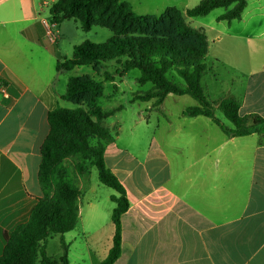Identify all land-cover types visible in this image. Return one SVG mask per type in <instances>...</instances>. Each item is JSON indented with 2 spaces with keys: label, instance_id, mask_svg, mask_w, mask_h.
Masks as SVG:
<instances>
[{
  "label": "crops",
  "instance_id": "1",
  "mask_svg": "<svg viewBox=\"0 0 264 264\" xmlns=\"http://www.w3.org/2000/svg\"><path fill=\"white\" fill-rule=\"evenodd\" d=\"M57 1L0 0V256L4 234L27 222L43 196L38 172L49 113L66 108L62 96L79 68L60 72L57 64L89 40L76 20L54 24L57 41L47 40L44 21L53 23L50 9ZM250 3L264 17V0H248L244 12ZM211 75L207 85L216 93L221 81ZM229 93L210 101L218 108L220 100L236 99L241 116L264 117V65L246 76L241 91ZM170 100L186 105L173 112L166 105ZM150 104L155 121L152 112L150 119L135 116L127 128L117 121L114 142L106 145V164L130 203L121 217L122 252L114 264H264V133L231 137L208 117L183 115L198 105L189 95L169 94L161 106ZM78 187L77 226L69 237L55 238L68 245L70 264H101L113 246L115 225L80 221V202L96 187ZM86 200L94 217L98 201ZM76 243L80 253L74 258ZM47 253L60 260L62 248L57 258L48 246Z\"/></svg>",
  "mask_w": 264,
  "mask_h": 264
},
{
  "label": "trees",
  "instance_id": "2",
  "mask_svg": "<svg viewBox=\"0 0 264 264\" xmlns=\"http://www.w3.org/2000/svg\"><path fill=\"white\" fill-rule=\"evenodd\" d=\"M247 3L248 0H202L185 13L193 18L225 8L227 11L218 21L231 22L242 18ZM50 13L54 24L76 20L85 32L100 26L113 33L103 44L87 40L77 45L70 59L58 62L57 71L71 72L76 67L90 66L98 72L102 64L114 61L122 67L121 76L138 69L139 85H152L144 94H135L132 103L154 100V106L159 107L169 94L189 95L198 105L187 107L183 115L208 117L231 137L264 133V117L256 113L241 116L239 100L219 101L218 108L232 126L216 117L202 85L207 72L208 37L191 27L179 9L169 7L159 16L138 15L123 0H58ZM173 73L183 79L184 87L175 83ZM114 80L113 74L104 73V81ZM103 92V81L93 76L69 78L62 99L72 103L74 108L59 107L49 113L50 133L41 147L38 180L43 196L27 222L20 224L12 234H4L6 246L0 264H70L69 247L64 240L60 260L48 255L47 243L52 236H63L77 226L81 190L62 168L66 160L76 156L81 160L76 165L79 176L86 174L89 163L97 169L99 181L117 192L111 196L115 203L111 217L115 225L113 246L101 264H114L120 257L121 217L130 203L126 189L105 161L106 145L115 138L102 122L118 109L105 111L96 104Z\"/></svg>",
  "mask_w": 264,
  "mask_h": 264
},
{
  "label": "rangeland",
  "instance_id": "3",
  "mask_svg": "<svg viewBox=\"0 0 264 264\" xmlns=\"http://www.w3.org/2000/svg\"><path fill=\"white\" fill-rule=\"evenodd\" d=\"M130 4L133 11L138 15H155L163 14L167 8L175 7L182 11L187 23L196 30H199L208 37V52L206 54V64L209 71L203 82L205 94L209 100L216 98H223L229 96V92H239L245 85L246 76L256 68L264 65V17L258 16L257 11L253 9L254 5L249 4L247 10L244 12L242 19L229 21H218V17L224 14L227 9L217 8L207 16L193 17L186 16L185 11L189 8L197 6L202 0H123ZM259 23L261 25L259 26ZM81 31V30H80ZM83 38H88L95 44H103L113 33L100 26L93 27L92 30L85 32L81 31ZM79 39L75 40L78 42ZM220 61L219 63L216 61ZM212 69V70H210ZM109 72L114 75L115 82L104 81V73ZM119 71V74H116ZM212 72L219 76L222 89L216 93H211L208 88V80L212 79ZM122 67L116 62H107L102 64L95 72L90 66H82L75 69L73 75L83 76L90 75L97 80L103 81L104 92L96 104L105 111L112 109H121L114 115L108 117L102 122L104 127L109 128L111 134L116 135L117 121H124L125 127L130 120L137 115H149L153 113L152 121L156 120V112L150 111V102H131L135 94H144L150 89L151 84L147 83L144 86L139 85L137 78L140 76L138 69H132L121 76ZM69 74V73H68ZM67 74V75H68ZM170 77V75H168ZM175 83L184 87L183 79L178 77L175 73L172 74ZM63 78L61 79V82ZM210 82V80H209ZM225 94V95H224ZM211 102V101H210ZM66 108H74L70 102H65ZM171 111L177 112L186 105L185 101H172L166 104ZM215 115L222 120L227 126H232L225 118L223 112L213 105ZM146 116V117H147ZM148 118V117H147ZM81 160L79 156L70 158L63 164V171L70 180L75 182L78 186L85 184V188L89 185L96 187V192L91 194L87 192L86 197L91 196L98 201V209L94 217L91 212H87L86 197L81 200L82 214L80 221H112L111 214L115 207V203L110 196L117 195V192L102 184L98 179V172L95 167H91L89 163L86 165L87 177L80 178L76 171V165ZM57 235L52 236L47 243L49 254L57 258L61 245L57 240ZM65 237H69L68 234ZM80 244L76 243L72 246V257L80 253ZM80 264H83L80 262Z\"/></svg>",
  "mask_w": 264,
  "mask_h": 264
},
{
  "label": "built area",
  "instance_id": "4",
  "mask_svg": "<svg viewBox=\"0 0 264 264\" xmlns=\"http://www.w3.org/2000/svg\"><path fill=\"white\" fill-rule=\"evenodd\" d=\"M44 24H45V26H46V37H47V40H48L50 43H56V41H57V35H56V33L53 31L54 23H51V22H45V21H44Z\"/></svg>",
  "mask_w": 264,
  "mask_h": 264
}]
</instances>
